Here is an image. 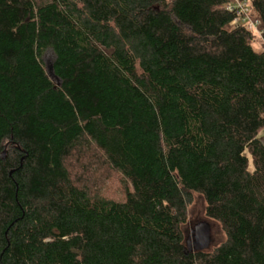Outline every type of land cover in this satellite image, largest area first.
<instances>
[{"label":"trees","instance_id":"obj_1","mask_svg":"<svg viewBox=\"0 0 264 264\" xmlns=\"http://www.w3.org/2000/svg\"><path fill=\"white\" fill-rule=\"evenodd\" d=\"M227 3L0 0V264H264V0L262 52Z\"/></svg>","mask_w":264,"mask_h":264},{"label":"rangeland","instance_id":"obj_2","mask_svg":"<svg viewBox=\"0 0 264 264\" xmlns=\"http://www.w3.org/2000/svg\"><path fill=\"white\" fill-rule=\"evenodd\" d=\"M255 41L253 42V48L256 52L263 51V41L257 32H254ZM55 60L54 53L50 50L44 56V63L46 69L49 65L53 64ZM48 72V69H47ZM55 81L54 79H52ZM56 82V81H55ZM260 139H264V130L260 134ZM105 168V166H103ZM250 168L253 169V163L250 162ZM106 169V168H105ZM95 180L91 181V189L94 193L106 198H119L120 197V181L117 173L108 170H98L95 174ZM206 202L204 198L198 194L193 195V202L188 207V223L184 228V232L189 241L190 249H195L199 245L196 242V237L201 233L203 227L206 225L208 229L207 235H203L204 241L201 243L202 248H209L210 250L222 244L225 240V234L223 233L220 225L216 222L209 220L205 215Z\"/></svg>","mask_w":264,"mask_h":264},{"label":"built area","instance_id":"obj_3","mask_svg":"<svg viewBox=\"0 0 264 264\" xmlns=\"http://www.w3.org/2000/svg\"><path fill=\"white\" fill-rule=\"evenodd\" d=\"M258 0H228L226 10L235 14L231 26H245L248 31L259 32V21L252 18L251 4Z\"/></svg>","mask_w":264,"mask_h":264},{"label":"water","instance_id":"obj_4","mask_svg":"<svg viewBox=\"0 0 264 264\" xmlns=\"http://www.w3.org/2000/svg\"><path fill=\"white\" fill-rule=\"evenodd\" d=\"M47 69H48V74H49L50 78H51V79H54V80L57 82L58 86H60V85H61V81H60V79H59V78L56 76V74H55L53 64L49 65V67H48ZM260 141H261V142L263 143V145H264V139H260ZM4 154H5V153H4ZM4 156H5V155H4Z\"/></svg>","mask_w":264,"mask_h":264}]
</instances>
